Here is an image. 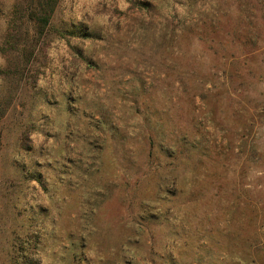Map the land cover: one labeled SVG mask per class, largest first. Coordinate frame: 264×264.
Segmentation results:
<instances>
[{"label": "rangeland", "instance_id": "374dc122", "mask_svg": "<svg viewBox=\"0 0 264 264\" xmlns=\"http://www.w3.org/2000/svg\"><path fill=\"white\" fill-rule=\"evenodd\" d=\"M35 1L0 0V264H264V0H59L41 36Z\"/></svg>", "mask_w": 264, "mask_h": 264}, {"label": "trees", "instance_id": "16d2710c", "mask_svg": "<svg viewBox=\"0 0 264 264\" xmlns=\"http://www.w3.org/2000/svg\"><path fill=\"white\" fill-rule=\"evenodd\" d=\"M58 1L59 0H36L35 7H30L29 9L27 6L19 5L18 11L21 13L29 11L28 18L34 23L35 31L41 36L50 24L51 17L55 11ZM21 17L23 18V15H21ZM9 25L11 26L9 27V30H13V25ZM32 52L33 51H31V53Z\"/></svg>", "mask_w": 264, "mask_h": 264}]
</instances>
